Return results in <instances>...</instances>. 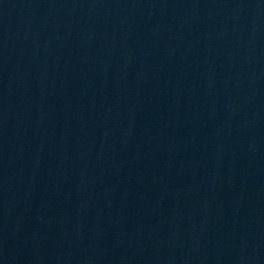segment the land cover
Here are the masks:
<instances>
[{
	"label": "water",
	"instance_id": "1",
	"mask_svg": "<svg viewBox=\"0 0 264 264\" xmlns=\"http://www.w3.org/2000/svg\"><path fill=\"white\" fill-rule=\"evenodd\" d=\"M0 264H264V0H0Z\"/></svg>",
	"mask_w": 264,
	"mask_h": 264
}]
</instances>
